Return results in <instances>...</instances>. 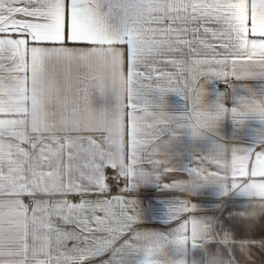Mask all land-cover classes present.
I'll return each instance as SVG.
<instances>
[{"label": "snow or ice", "instance_id": "snow-or-ice-1", "mask_svg": "<svg viewBox=\"0 0 264 264\" xmlns=\"http://www.w3.org/2000/svg\"><path fill=\"white\" fill-rule=\"evenodd\" d=\"M0 264H264V0H0Z\"/></svg>", "mask_w": 264, "mask_h": 264}]
</instances>
